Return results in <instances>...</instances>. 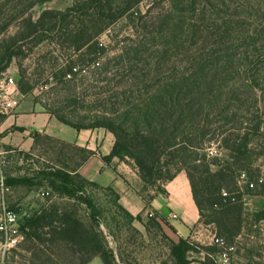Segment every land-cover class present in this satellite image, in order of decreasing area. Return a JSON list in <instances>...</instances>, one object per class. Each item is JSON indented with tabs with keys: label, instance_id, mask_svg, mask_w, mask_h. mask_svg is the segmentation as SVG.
I'll return each mask as SVG.
<instances>
[{
	"label": "trees",
	"instance_id": "obj_1",
	"mask_svg": "<svg viewBox=\"0 0 264 264\" xmlns=\"http://www.w3.org/2000/svg\"><path fill=\"white\" fill-rule=\"evenodd\" d=\"M49 1L0 0V73L8 69L24 43L39 34H53L58 45L76 52V64L60 77L71 83L76 76V97L55 101L52 107L61 106L55 111L44 104V110L78 131L102 128L110 132L115 144L104 161L116 158L136 171L147 205L157 195H167L166 184L184 171L200 223L214 225L218 235L233 243L243 227L246 193H235L237 181L235 189L228 185L264 123L263 11L257 10L258 17L249 23L222 15L227 9L224 0H164L167 9L154 2L145 12L139 10L144 0H81L65 11L44 10L33 19L31 10ZM122 19L130 33L105 46L99 41L101 34ZM12 27L17 30L8 35ZM19 88L25 95L31 90L22 83ZM74 107L76 117L69 116L66 111ZM5 118L0 115V124ZM33 135L37 144L53 141L82 155L71 167L67 159L42 173L44 180L3 173L4 195L43 186L50 194L85 205L93 225L87 227L74 211L55 204L35 207L20 221L24 240L47 248L69 246L88 257L82 264L95 257L104 264H124L94 229L99 226V210L86 195L88 187L103 189L116 198L118 209L132 215L112 188L78 173L92 152L38 132ZM213 141L228 152L231 165L207 160V146ZM21 154L24 159L32 157ZM198 162L202 165L195 166ZM211 165L218 169L212 171ZM222 189L235 193L237 200L223 197ZM247 193L264 197V183ZM149 218L162 227L156 215ZM194 248L191 239L179 238L173 246L176 263L190 264L188 253Z\"/></svg>",
	"mask_w": 264,
	"mask_h": 264
},
{
	"label": "rangeland",
	"instance_id": "obj_2",
	"mask_svg": "<svg viewBox=\"0 0 264 264\" xmlns=\"http://www.w3.org/2000/svg\"><path fill=\"white\" fill-rule=\"evenodd\" d=\"M75 1L81 0H52L36 5L30 13L33 19H37L44 10L65 11ZM154 2L160 3L166 9L169 7L168 3H164V0H144L139 5V10L145 12L147 7ZM223 5L225 6L223 8L227 9L222 15L243 18L249 23L258 17L257 10H262L264 13V0H224ZM127 25L126 19L120 20L103 32L99 41L108 46L114 40L127 36L130 33ZM16 30V27H12L8 35L14 34ZM71 64H76V52L58 45L53 34L43 33L24 43L21 52L11 62L8 69L0 73V80L4 75L12 76L18 86L22 83L31 89L28 94H23L19 107L22 105L29 109L44 110V104H46L50 110L55 111V108H61V106L55 104L54 108L52 103L64 101L67 97H76V76L75 78L72 76L71 83L60 81L62 72ZM66 113L76 117V107L67 110ZM74 117L73 119L76 120ZM212 143L207 146V160L218 162L222 166L231 165L233 160L229 159L228 152L220 149L218 143H214V141ZM44 144L28 159H24L19 152L0 154V179L3 173L10 176L13 173L15 177H27L35 181L44 180L45 178L41 176L42 173H47L52 167L62 166V162H66L67 159L69 160V163L67 160V164L71 167L74 165V161L79 160L82 155L73 148L53 141H44ZM201 165L198 162L195 166ZM211 169L216 171L218 167L211 165ZM240 172H248L254 177H264V123L261 135L254 139L248 156L235 167L234 181L228 185L230 189H235L234 183ZM2 189L3 187L0 186V208L2 205L18 208L20 210L17 212L19 226L25 214L35 207H46L53 204L74 211L87 227L93 225L89 210L85 205L74 199L60 196L58 193L50 194V190L43 186L35 187L29 192L26 189L9 191L6 195ZM235 190L236 194L240 193L238 187ZM149 193L153 194L152 189ZM86 195L93 199L99 210L97 217L99 226H94L95 231L101 236L107 247L125 261L124 264H177L173 246L179 242L180 236L171 230L169 224L160 228L153 224V220H150L147 213L141 216H128L115 206L116 198L110 196L103 189L89 186ZM176 212L180 214V211ZM245 213L252 224L260 223L258 218L251 216L252 213L249 210H246ZM172 215L171 221L179 224L178 218L173 219ZM249 221L247 223H250ZM211 226L215 228L214 225ZM198 228L196 226L192 230L194 238L191 239V243L195 248L188 253V259L191 264H216L215 256L219 252V248L208 244L207 233L197 234ZM217 236L226 241L225 237L218 234ZM236 241H238V247L233 255L234 264H245L237 260L236 257L251 258L257 255L262 256L264 253V244L262 243L264 237L261 234H257L254 239L244 234V237L236 239ZM45 247L48 246H36L25 239L16 247L4 252L0 234V264H82L88 258L85 255L76 254L69 246L59 245L47 249ZM87 264L104 263L100 258L95 257L90 259Z\"/></svg>",
	"mask_w": 264,
	"mask_h": 264
},
{
	"label": "crops",
	"instance_id": "obj_3",
	"mask_svg": "<svg viewBox=\"0 0 264 264\" xmlns=\"http://www.w3.org/2000/svg\"><path fill=\"white\" fill-rule=\"evenodd\" d=\"M34 132L92 152V155L81 164L78 173L86 180L103 188H112L119 195V203L131 215L141 216L145 213H153L162 226L169 224L180 238H194L192 230L201 225L200 215L185 172H180L166 184L167 195L159 194L147 205L140 194L143 182L136 171L116 158L109 163L104 161V157L111 154L115 144L114 136L107 130L97 128L78 131L61 123L45 110L29 109L21 105L6 116L0 124V154L24 152L34 155L45 145L44 142L39 144L35 142ZM11 176L15 177L13 173ZM247 191L245 190L246 194H243L242 198L244 225L236 236L235 242L231 243L235 244L236 248L238 247L236 239L244 237V234L251 239H254L257 234L264 237L261 231V225L264 224V197L254 193L248 194ZM2 192H4L3 189ZM246 210L252 213V217L258 218L260 223L252 224L246 217ZM176 211H180V214ZM172 214L178 216L179 224L171 221ZM262 243L264 244V241ZM236 258L245 264H264V253L262 256L257 255L251 258L243 256Z\"/></svg>",
	"mask_w": 264,
	"mask_h": 264
},
{
	"label": "built area",
	"instance_id": "obj_4",
	"mask_svg": "<svg viewBox=\"0 0 264 264\" xmlns=\"http://www.w3.org/2000/svg\"><path fill=\"white\" fill-rule=\"evenodd\" d=\"M23 96L16 80L12 76L4 75L0 80V115H10L13 110L19 107ZM3 180V177H1L0 186L2 187ZM236 181L239 192L244 193L245 189L253 190L263 184L264 177L259 176L256 179H252L247 172H240ZM222 195L231 201L235 202L237 200L236 194L226 189H222ZM154 215L149 213L150 217ZM172 218L177 219L178 216L174 214ZM261 231L264 235V224L261 225ZM203 233H207L208 244L219 248V252L215 256L216 264H234L233 255L236 252V245L229 244L225 239L218 237L216 229L211 225L201 224L197 234L203 235ZM0 234L2 235V249L4 252L16 247L24 240V234L19 227V214L5 205L0 208Z\"/></svg>",
	"mask_w": 264,
	"mask_h": 264
}]
</instances>
